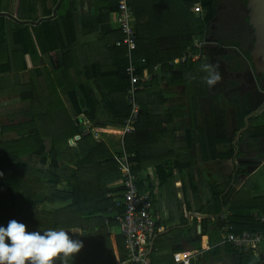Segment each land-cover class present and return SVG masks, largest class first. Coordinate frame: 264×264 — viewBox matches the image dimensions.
Here are the masks:
<instances>
[{"label": "trees", "instance_id": "16d2710c", "mask_svg": "<svg viewBox=\"0 0 264 264\" xmlns=\"http://www.w3.org/2000/svg\"><path fill=\"white\" fill-rule=\"evenodd\" d=\"M3 1L0 0V13ZM59 1L54 0V4L57 5ZM144 1L147 0H129L135 14L137 43L132 59L142 78L134 86L141 114L135 133L124 137V148L130 158L131 173L139 194L149 195L152 204L149 212L154 217V186L150 180H143V173L154 168L158 186L166 189L173 181L174 166L155 162L153 151L149 150V145L145 142L143 121L145 113L150 111L149 104L153 103L150 101L148 104L145 99L156 98L158 95L163 97L166 90L162 83L165 82L171 88L185 85L191 94L208 86V72L204 70V65H212L209 56L197 63L171 64L189 48H194L197 40L214 44L218 49L217 54L221 53L217 60L223 63L229 74L225 88L230 90L228 100L230 99V105L235 110L238 130L246 128L248 138L257 141L264 139V124H249L252 97L249 94L243 97L237 90L244 82L242 76L252 72L255 76L250 56L252 48L247 49L245 43L248 33L235 27L234 11H238L235 7H239V3L247 5L246 0H166L163 5L157 6V2L152 4L148 13L143 16V9L147 10V6L142 8ZM197 5L202 9L199 14L193 10ZM59 10L58 20H46L45 17H50L51 14L48 10L43 12L39 17L42 22L36 27L20 25L7 17H0V77L9 84L0 85V98L11 94L20 95V105L23 108L21 115L29 117L27 122L8 126H4L0 120L3 134H18L14 140L0 142V225L7 226L9 220L15 219L26 224V230L30 231L80 229L83 236L77 234L70 238L81 241L83 247L78 253L69 256L66 264H121L127 260L125 239L116 219L118 215H124L125 208L117 207L115 202L121 199L119 195L124 191L122 169L116 160V155L121 152L114 154L102 135H121L120 131L130 115L127 94L132 85L126 72L130 65L128 50L115 44L114 49L110 50L116 57L114 68L94 67L95 74L98 72L94 78L97 83L102 85L107 80H112L108 87L103 85L105 92L101 100L84 84L76 87L72 82L56 81L68 72L61 55H65L77 43L73 12H66L62 7ZM117 10L118 0L100 1L101 15L109 17ZM239 20L242 21V18ZM243 24L248 26V16ZM240 29L246 30L245 27ZM123 38L122 34L121 39ZM28 55L33 59L48 58L49 69L37 71L42 75L48 73L51 80L48 86L50 91L45 92L44 87L34 79L24 84L19 79L22 73L29 70L26 63ZM142 60H145L144 64ZM35 74L36 71L33 70L32 76H37ZM87 74L91 78L88 68ZM13 80L17 84H12ZM255 81L258 89L264 92V77H255ZM63 89L74 114L66 109L62 101L60 90ZM46 96L49 102L35 104V99L41 101ZM214 101L217 105H212L211 113L213 146L206 148V156L208 159H233L238 145L235 146L234 139L227 138L225 110L219 100ZM195 103L198 104L197 98ZM190 105L191 109L195 106L199 109L193 99H190ZM26 106L28 108L25 110ZM42 107L45 108L44 111ZM82 121L88 123V133H85ZM47 140L50 141L49 148L45 144ZM226 145L229 150L221 152L220 148L224 149ZM25 155L39 158L44 169L24 163L22 158ZM260 164L261 162L240 163L238 170L234 172L235 179L248 176L247 169L256 168ZM179 166L185 167L181 163L178 168ZM228 186L223 190L212 186V199L205 205L203 213L211 217L218 216L222 214L223 208L229 207L232 216L223 223L234 226L237 233L264 231V223L255 221L250 214L253 209L264 213V199H251V202L243 204L240 201L243 190L238 192L232 187L226 193ZM46 207L52 209L47 210ZM106 219L110 221L108 225L105 223ZM207 222L203 221V227L207 226ZM109 229L117 230L118 234L110 233ZM163 237L148 243L152 264L176 263L175 256L180 252H172V260L169 262L157 260L161 242L166 236ZM151 244L154 245L153 249ZM224 249L228 255L239 256L241 264H257L253 254L239 253L231 245H226ZM244 259L247 262H243ZM56 264H60L59 260Z\"/></svg>", "mask_w": 264, "mask_h": 264}, {"label": "crops", "instance_id": "0c3cea01", "mask_svg": "<svg viewBox=\"0 0 264 264\" xmlns=\"http://www.w3.org/2000/svg\"><path fill=\"white\" fill-rule=\"evenodd\" d=\"M100 1L60 0L55 5L54 0H45V2L42 0H4L0 14H8L12 17V19L7 17L8 19L20 25L36 27L38 25H34V23L42 22L39 17L46 10L51 14L50 17H45L46 20H58L61 7L66 12L71 10L75 18L77 43L65 55L64 53L61 55L68 72L62 79H59V82H72L76 87L84 84L98 100H101L105 92L103 85L108 87L112 84V80H107V83L104 82L102 85L97 83L94 78L98 72L95 74L94 67L97 69L100 67L104 69L114 68L116 57L114 52L110 50L114 49L122 34L115 24L114 14L109 17L101 15ZM158 1H144L142 8L147 6V10L144 11L143 9L142 15L145 16L148 13L149 8L153 6L152 4L157 2V6H159L166 2V0ZM196 9L202 11L200 5L194 7L195 13H197ZM55 11L56 17L53 18ZM156 15L157 13L155 17ZM29 22L33 24H29ZM207 44L206 42V47ZM206 47L204 48L205 58L209 56L212 66L217 71L222 70L219 73L220 80L215 85L203 86L197 91L198 93L195 90L191 94L190 90H186L185 85L171 88L165 82L162 83V87L166 90L163 97L158 95L156 98L145 99L148 104L150 101L153 102L151 105L149 104L150 111L145 113L143 121L145 142L149 145V150L153 151L155 162L159 161V163L174 166L173 181L166 189H161L158 186V178L154 168H149L142 176L143 180H150L154 186L153 210L154 217L157 218L158 232L153 241L155 242L161 236H166L163 237L166 241L161 242L160 252L157 253L156 257L157 260L164 261L163 263L172 260V252H180L175 256V259L190 258V264H241L238 259L239 256L228 255L224 249L225 246H219L223 228L226 225L223 222L232 216L229 207L223 208L221 215L213 217L203 213V209L212 199V186H217L219 190H223L229 185L226 193L232 187L236 188L238 192L243 190L240 200L243 204L251 202V199H264V139L257 141L245 139L248 138L245 133L246 128L242 131L238 130L235 113H233L235 110L230 105V99L228 100L230 90L225 88L229 74L223 63L219 59L217 60L216 55H213ZM26 58L29 80L34 79L36 83H40L44 87L45 92L50 91L48 90L50 84L48 73L45 72L42 75L41 72H38L43 68L49 69L48 58L33 59L31 55ZM87 68L91 78L87 74ZM33 70L36 71L35 75L37 76H32ZM252 78L255 80V77ZM249 81V84L243 82L237 87V90L243 97L248 94L252 97V117L249 119V124L261 125L264 124V121L261 122L260 120L262 110L259 109L264 103V92L258 89L255 81V88L249 89L248 93H245V89L249 88L253 79ZM65 89L60 90L62 101L66 109L74 114ZM195 96L198 104L195 103ZM190 99H193L194 104L198 105V110L196 106V109H191ZM214 100H219L225 110V134L227 138L234 139L235 146L238 145L233 159L207 158L208 151L206 148L213 146L211 136L214 128L211 113L212 105L216 106ZM41 102H49L48 97L46 96L41 101L35 99V104ZM41 109L45 110L44 107ZM100 111L98 112L100 113ZM37 112L39 115V110ZM102 138L114 154L122 151V139L119 134L114 136V134L107 133L102 135ZM45 144L50 146V141L47 140ZM49 146L47 147L49 148ZM220 149L221 152L223 150L227 152L229 147L226 145L224 149L223 147ZM259 162H261L260 166L247 169L248 176L243 175L237 180L235 179L234 172L238 170L240 163L257 164ZM179 163L185 167L179 166L182 169L178 168ZM254 212L264 214L259 209H253L250 214ZM204 220L208 221L206 227H203ZM65 231L70 232V236L84 235L80 229H66ZM110 233L116 235L118 231L113 229ZM262 256L261 259L264 261V255ZM243 262H247V260L244 259ZM257 264H259L258 261Z\"/></svg>", "mask_w": 264, "mask_h": 264}, {"label": "built area", "instance_id": "2783aa9c", "mask_svg": "<svg viewBox=\"0 0 264 264\" xmlns=\"http://www.w3.org/2000/svg\"><path fill=\"white\" fill-rule=\"evenodd\" d=\"M115 24L119 31L123 34V39L116 43L117 47H124L128 50L130 65L127 68V75L131 81V89L127 94V102L131 107L130 115L125 121L124 127L120 132L122 134V151L116 156V160L120 163L122 169V192L121 199L116 200L117 207H124L125 213L123 216L116 217L119 222L120 232L125 239V248L127 260L121 264H152L150 259V250L148 248L149 241L151 242L156 233L158 226L156 219L151 215L149 210L152 209V204L149 200V195H140L135 178L131 173L130 158L124 148V137L129 136L136 131V126L140 121L141 108L135 98L136 84L142 79L138 74V67L132 59V52L136 50V30H135V14L129 5V0H118V10L114 14ZM206 42L197 40L194 48H189L177 60L171 64L182 65L186 63H197L205 58L204 48ZM145 63V60H142ZM88 130H85V133ZM255 221L264 223V214L258 212L251 214ZM109 219L105 223L109 224ZM224 235L221 238V245H231L240 253L254 254L258 257L264 254V231L249 232L244 231L237 233L234 226L226 225L224 227ZM111 232V229H109ZM190 264V258L183 260L176 259L174 264Z\"/></svg>", "mask_w": 264, "mask_h": 264}, {"label": "clouds", "instance_id": "9594fccd", "mask_svg": "<svg viewBox=\"0 0 264 264\" xmlns=\"http://www.w3.org/2000/svg\"><path fill=\"white\" fill-rule=\"evenodd\" d=\"M204 70L208 72V86L220 80L219 72L211 64L204 65ZM26 229V224L15 219L9 220L7 226L0 225V264H56L57 260L66 264L67 258L83 247L81 241L71 239L70 232L64 229L43 232ZM260 256V260L255 256L259 263Z\"/></svg>", "mask_w": 264, "mask_h": 264}, {"label": "rangeland", "instance_id": "374dc122", "mask_svg": "<svg viewBox=\"0 0 264 264\" xmlns=\"http://www.w3.org/2000/svg\"><path fill=\"white\" fill-rule=\"evenodd\" d=\"M238 5H239V7H237L238 9L235 7V9L238 10V11H234V13L235 14L236 13L240 14V16H241L240 18H242V19L244 18L245 19V17L248 16L247 6L246 5H240V3ZM196 8H198V7H196ZM196 10H197L198 14L201 13V10H199V9H196ZM236 23H237V21H236ZM236 23H235V25H236ZM244 27L246 28V30L245 29L242 30V29L239 28L240 29L239 31H246V32L248 31L250 33L251 37H250V39H249V41L247 43V49H251L252 46H253V42H254V37H253V34H252L253 30L250 27H248L247 25H245V24H244ZM206 48H208V50H210L213 55L218 53V49L215 47L214 44H212V45L211 44H207ZM13 49H16V48L13 46ZM219 55H221V53H219ZM26 60H27V58H26ZM43 71H44V69H43ZM218 72L221 73L222 70L220 69V70H218ZM249 75L252 77L253 74L249 73ZM6 78L9 79L8 77H6ZM19 79L22 81L23 84L24 83H28L30 81L29 80V73L28 72L22 73L20 75ZM251 79H253V81L251 82L252 84L249 86V88L245 89V93H248L249 89H254L255 86H256L254 78H251ZM14 80H13L12 84H15L17 82V80H15L16 82ZM50 81L51 80H49V82ZM56 81H59V79H56ZM1 84H3V86L9 85L6 82V79L4 80L2 77H0V85ZM19 97H20V95L18 96V95L11 94L10 96H7L6 98H0V103H2L0 105V120L2 121L4 126L5 125L8 126L9 124H18V123H24V122L29 121V117H26L25 115H21V112L23 111V108H21V105H20V104H22V99H21V97L20 98ZM6 101H8V102L6 103ZM216 105H217V103H216ZM27 108H28V106H26L24 109L26 110ZM259 110H262L260 112V115H262L260 120H261V122H263L264 121V103L262 104V106H261V108ZM233 113H234V111H233ZM82 123H83L82 124L83 128L85 130H88L89 129L88 123L85 122V121L84 122L82 121ZM17 135H18L17 133L16 134L15 133H4L3 134L1 132V129H0V142L14 140L17 137ZM117 135L118 134H114V136H117ZM245 139L250 140L249 138H245ZM251 142H253V141H251ZM47 146H49V145H47ZM116 156H118V155H116ZM22 161L24 163L30 164L31 166H35L37 168L44 169L43 165L40 162V159L35 157V156L25 155L22 158ZM46 208H47V210H51L52 209L51 207H46ZM224 229L225 228H223L222 237L224 235ZM220 242H221V240H220ZM219 246H225V245H221L219 243ZM262 255H264V254H262ZM262 255H261V258H263ZM259 264H264V261H262V259H261V262Z\"/></svg>", "mask_w": 264, "mask_h": 264}, {"label": "water", "instance_id": "95a60500", "mask_svg": "<svg viewBox=\"0 0 264 264\" xmlns=\"http://www.w3.org/2000/svg\"><path fill=\"white\" fill-rule=\"evenodd\" d=\"M246 2L248 9V25L253 30L255 38L250 56L255 68L256 77H264V0H246ZM56 11L53 14V18L56 17ZM1 16L12 19L8 14L3 13L0 14V17ZM40 23L41 22L34 23V25H40ZM29 24L33 23L29 22ZM152 247L153 244L151 245V248Z\"/></svg>", "mask_w": 264, "mask_h": 264}, {"label": "flooded vegetation", "instance_id": "af4514ba", "mask_svg": "<svg viewBox=\"0 0 264 264\" xmlns=\"http://www.w3.org/2000/svg\"><path fill=\"white\" fill-rule=\"evenodd\" d=\"M247 6V5H246ZM235 16H236V21H237V23H236V25H235V27H236V29L237 30H240L239 28H241V27H244V24H243V21H241V20H239V18H240V14H238V13H236L235 14ZM242 20H244L245 21V19L243 18ZM224 27V26H223ZM248 27H250L249 25H248ZM251 28V27H250ZM221 30H222V28H221ZM248 32V31H247ZM252 34H253V32H252ZM250 33L248 32V34H247V42H245V43H248V41H249V39H250ZM253 37H254V35H253ZM254 41H255V38H254ZM253 44H254V42H253ZM253 47V46H252ZM216 55V58H218V56H220L219 54H215ZM246 77V78H245ZM251 76H249V75H245V76H242V79H244V82H246V83H248V80H250L251 81V78L252 77H256V73H255V76L254 75H252V77L250 78ZM257 78V77H256ZM249 81V82H250ZM249 84V83H248Z\"/></svg>", "mask_w": 264, "mask_h": 264}]
</instances>
